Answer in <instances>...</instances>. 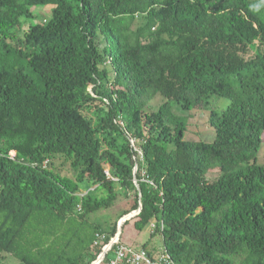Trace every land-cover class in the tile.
Segmentation results:
<instances>
[{
  "label": "trees",
  "instance_id": "1",
  "mask_svg": "<svg viewBox=\"0 0 264 264\" xmlns=\"http://www.w3.org/2000/svg\"><path fill=\"white\" fill-rule=\"evenodd\" d=\"M33 7L50 18L26 26ZM170 103L213 141L184 140ZM263 134L264 0H0V264H92L120 220L154 223L175 264H264ZM117 190L118 220L91 222Z\"/></svg>",
  "mask_w": 264,
  "mask_h": 264
},
{
  "label": "rangeland",
  "instance_id": "2",
  "mask_svg": "<svg viewBox=\"0 0 264 264\" xmlns=\"http://www.w3.org/2000/svg\"><path fill=\"white\" fill-rule=\"evenodd\" d=\"M32 12L34 18L27 23L26 26H31L35 23H41L43 20H48L51 16L50 10L44 7H33ZM24 29H27L26 27ZM90 92V88H89ZM164 100L161 97H157L152 100L148 106L144 108V111H156ZM213 110L216 112L222 111L229 104L228 99H213ZM170 107L172 108L173 114L180 118L186 124V131L184 133V140L189 142H199L203 141L205 143H211L214 139V128L208 124L209 114L207 112L202 111H194V110H184L181 105L176 103H170ZM121 145V144H119ZM256 163L258 165L264 166V134L262 135V147L259 150L258 158ZM59 162L56 161L55 165H58ZM59 172L64 176H71V172L69 170L68 165L60 168ZM107 172V170L105 171ZM218 177V171L213 170L207 174V179L214 180ZM119 190V189H118ZM116 192V199L111 205L103 210H100L94 214L89 216V220L94 222L95 224L105 225V224H113L116 220H118V215L128 207V201L131 203L133 198V193L128 196V200L123 197V194L120 191ZM118 227V222H117ZM154 229L153 223H150L145 229L141 232H138L132 229L130 232L131 235H128L130 239L135 240V244L132 249H135L137 246H142L144 244L147 245V248H160L161 247V239L159 235L151 236ZM127 229L123 231V235H126ZM125 237V236H123ZM136 246V247H135ZM5 259L2 260V264H20L19 261L10 256L4 255Z\"/></svg>",
  "mask_w": 264,
  "mask_h": 264
},
{
  "label": "built area",
  "instance_id": "3",
  "mask_svg": "<svg viewBox=\"0 0 264 264\" xmlns=\"http://www.w3.org/2000/svg\"><path fill=\"white\" fill-rule=\"evenodd\" d=\"M119 124L122 126L121 122H119ZM127 141L130 151L132 153L131 161L133 175H135L137 172H140L142 177L141 181L153 186L152 182L147 177L146 172L143 168V152L139 146L138 141L131 137H127ZM105 174L109 178L108 172H105ZM134 184L137 188V181H134ZM106 238L107 236L105 234H95L94 241L92 243V248H103V250L99 258L92 264H100L103 257L108 253V260L105 264H175L169 257V255L163 251L157 256H153L143 249L135 250L120 244L118 240V235L112 237L107 244Z\"/></svg>",
  "mask_w": 264,
  "mask_h": 264
},
{
  "label": "crops",
  "instance_id": "4",
  "mask_svg": "<svg viewBox=\"0 0 264 264\" xmlns=\"http://www.w3.org/2000/svg\"><path fill=\"white\" fill-rule=\"evenodd\" d=\"M127 219V218H126ZM126 219H124V221L126 220ZM122 220H120L119 222H118V227H117V234L116 235H118V240H119V242H120V244H122V245H125V246H127V247H130V248H134L133 246L134 245H136L135 243V240H133V239H130V237H128V235H131L132 233L130 232L132 229H134L133 228V225L132 224H128V225H126V226H124L122 229H121V224H122ZM153 225H154V223H153ZM125 229H127V233H126V235H123V231L125 230ZM145 229V228H144ZM123 236H125V237H123ZM145 245V244H144ZM136 247V246H135ZM139 249H143V245L142 246H137L136 248H135V250H139ZM148 252H150V253H152V255L153 256H157L158 254H160L161 252H162V243H161V247L160 248H147V246H146V248H145Z\"/></svg>",
  "mask_w": 264,
  "mask_h": 264
}]
</instances>
